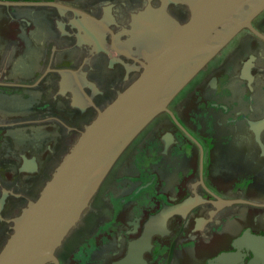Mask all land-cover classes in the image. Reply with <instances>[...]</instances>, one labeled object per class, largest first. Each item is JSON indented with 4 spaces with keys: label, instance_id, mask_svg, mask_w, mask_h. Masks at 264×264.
<instances>
[{
    "label": "flooded vegetation",
    "instance_id": "flooded-vegetation-1",
    "mask_svg": "<svg viewBox=\"0 0 264 264\" xmlns=\"http://www.w3.org/2000/svg\"><path fill=\"white\" fill-rule=\"evenodd\" d=\"M197 3L0 0V251L85 127ZM251 25L123 151L53 246L58 264H264V241L249 239H264V9Z\"/></svg>",
    "mask_w": 264,
    "mask_h": 264
},
{
    "label": "water",
    "instance_id": "water-1",
    "mask_svg": "<svg viewBox=\"0 0 264 264\" xmlns=\"http://www.w3.org/2000/svg\"><path fill=\"white\" fill-rule=\"evenodd\" d=\"M244 6L243 18L235 19L233 14ZM263 9L264 0H199L173 39L143 63L139 77L85 127L38 199L16 220L0 251V264H58L53 246L85 213L123 151L241 28H252V19ZM227 23L232 26L222 40L210 42L213 33ZM249 239L255 244L264 241Z\"/></svg>",
    "mask_w": 264,
    "mask_h": 264
}]
</instances>
